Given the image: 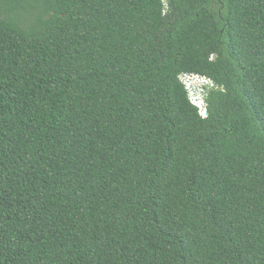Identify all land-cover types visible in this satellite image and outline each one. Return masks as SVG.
<instances>
[{
    "label": "trees",
    "instance_id": "obj_1",
    "mask_svg": "<svg viewBox=\"0 0 264 264\" xmlns=\"http://www.w3.org/2000/svg\"><path fill=\"white\" fill-rule=\"evenodd\" d=\"M0 264H264V0H0Z\"/></svg>",
    "mask_w": 264,
    "mask_h": 264
},
{
    "label": "built area",
    "instance_id": "obj_2",
    "mask_svg": "<svg viewBox=\"0 0 264 264\" xmlns=\"http://www.w3.org/2000/svg\"><path fill=\"white\" fill-rule=\"evenodd\" d=\"M180 80L185 85V88L189 93L190 100L194 105L197 106L200 115L204 118L207 117L208 112L206 102L203 100V98L198 99L197 97H195L192 88L194 87L195 83L205 82L208 81V79L198 74L184 73L180 76Z\"/></svg>",
    "mask_w": 264,
    "mask_h": 264
},
{
    "label": "clouds",
    "instance_id": "obj_3",
    "mask_svg": "<svg viewBox=\"0 0 264 264\" xmlns=\"http://www.w3.org/2000/svg\"><path fill=\"white\" fill-rule=\"evenodd\" d=\"M210 82L209 81H205V82H201V83H195L194 84V96L197 97L198 99H201L203 98L202 97V90H203V87L204 85H208Z\"/></svg>",
    "mask_w": 264,
    "mask_h": 264
},
{
    "label": "rangeland",
    "instance_id": "obj_4",
    "mask_svg": "<svg viewBox=\"0 0 264 264\" xmlns=\"http://www.w3.org/2000/svg\"><path fill=\"white\" fill-rule=\"evenodd\" d=\"M192 91H193V93H194V89L192 88Z\"/></svg>",
    "mask_w": 264,
    "mask_h": 264
}]
</instances>
